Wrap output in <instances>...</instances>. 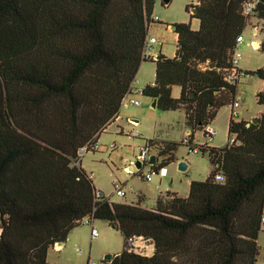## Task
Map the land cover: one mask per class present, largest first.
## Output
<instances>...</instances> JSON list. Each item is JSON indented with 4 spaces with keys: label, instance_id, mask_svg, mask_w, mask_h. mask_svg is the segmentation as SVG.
<instances>
[{
    "label": "trees",
    "instance_id": "1",
    "mask_svg": "<svg viewBox=\"0 0 264 264\" xmlns=\"http://www.w3.org/2000/svg\"><path fill=\"white\" fill-rule=\"evenodd\" d=\"M195 1L199 28L174 23L175 55L153 60L155 80L143 88L159 109L185 110L190 141L237 96L225 73L249 21L244 5L253 0ZM156 2L0 0V264H50L49 249L86 217L115 223L125 238L123 250L100 264H257L264 109L250 125L230 118L233 143L200 145L212 165L208 177L192 180L187 196L159 194L151 208L99 195L81 164V149L95 151L147 60ZM252 15L264 20V0ZM256 74L264 80V66L247 71ZM256 98L264 108V87ZM147 142L158 156L154 171L176 160L178 142ZM130 237H143L153 252L130 250Z\"/></svg>",
    "mask_w": 264,
    "mask_h": 264
},
{
    "label": "rangeland",
    "instance_id": "2",
    "mask_svg": "<svg viewBox=\"0 0 264 264\" xmlns=\"http://www.w3.org/2000/svg\"><path fill=\"white\" fill-rule=\"evenodd\" d=\"M194 2V0H172L164 3V0H157L155 4L154 15L163 24V29L158 32V35L167 41L163 48V53L167 57H173L177 48L175 34L171 33L172 31L167 27L168 24L191 22L194 29L199 28V19L191 17L193 13L191 6L195 5ZM252 24L264 26V22L252 21L250 18L243 32L245 40L238 49L242 53L240 65L247 64L255 67L264 63V52L250 43L253 36ZM142 65L130 95L141 100L142 104L137 106L124 102L120 108L122 119L110 124L100 135V149L81 154V164L89 174H93L97 189L102 191L110 201L137 202L141 200L143 206L151 208L156 205L160 191L165 192L172 187H177L180 194L187 195L189 181L205 180L212 165L207 152L190 151L189 146L181 142L188 128L183 108L163 111L158 107H152L151 97L137 92L155 80V62L146 60ZM251 79L254 77L248 75L243 77L239 90L247 88V83ZM172 90L174 97L180 96L178 85L173 86ZM227 106L229 105L219 109L217 121L212 122V126L218 131L215 143H223L220 146L225 145L229 139L227 129L230 107ZM132 119L139 121L134 123ZM148 139L173 140L179 143L174 152L176 160L167 166V175L160 176L154 173L150 181L145 179L144 174L155 170L151 164L145 163L142 168H137L135 165L139 149ZM197 139L204 141L202 130L197 131ZM111 145L113 147H110ZM159 159L161 160L160 157ZM178 159H188L191 164L186 170H180ZM129 164L135 166L134 171L126 170ZM115 182L120 183L125 195L117 194ZM140 194H143L145 198L140 199ZM93 223L99 232L96 238H91L92 226L81 223L73 229L72 237L66 241L61 257L59 258V254L52 251L50 261H59L60 264H87V261L89 264L93 262L100 264L106 254H117L123 250L125 238L118 228H113L108 221L102 219H93ZM260 245L257 264L264 261V231L260 234Z\"/></svg>",
    "mask_w": 264,
    "mask_h": 264
},
{
    "label": "built area",
    "instance_id": "3",
    "mask_svg": "<svg viewBox=\"0 0 264 264\" xmlns=\"http://www.w3.org/2000/svg\"><path fill=\"white\" fill-rule=\"evenodd\" d=\"M256 6V0L250 1L248 3H246L244 5V13L250 18L253 17V9ZM252 28L254 31V34L257 35L260 32L264 31V26H258V25H254L252 24ZM244 41V36L239 35L237 37V42H236V48L232 54V58H231V66L226 70L225 73V79L230 82V83H235L237 85H239L243 79V77H245L247 75V71H245L244 69L241 68L240 66V61L242 59V53L239 51V46L240 44ZM164 42L163 39L159 38L156 35H152V34H148L146 41H145V46H144V50H143V56L146 59H154V53L153 50L155 48V46L157 44H160ZM251 45H253V42H251ZM255 47V46H254ZM137 92L139 94H144L143 93V88L137 90ZM132 93V87L131 90L124 96V98L122 99V104L124 102H130L131 104L134 105H140L141 101L139 99H135L133 97H130ZM242 104V100L236 96V98L231 102V119L236 120L239 113H238V108L241 106ZM204 133V138L206 140L205 143H200L198 142L195 137L192 141H190V139L188 138V136L186 138H184V142L188 145H190V147H192L193 149L189 148L190 151H194V152H199L200 151V145H208V141H210L213 136L216 134V130L210 126L205 127V129L203 130ZM135 135H137V133H134ZM235 141V137H232L228 140V143L231 144ZM113 147V145L111 146ZM90 147L85 146L81 149L80 154L86 152L89 150ZM92 149L93 150H97L99 149V145L95 144L92 145ZM152 154V150L150 148V145L148 142H146L143 146L140 147L139 149V154L137 156V160H140L142 162V165L145 163H148V160L150 159V156ZM129 171V169H127ZM164 172V168L160 169L158 171V173H163ZM155 173V171H151V172H146L144 174V177L146 180L150 181L152 179L153 174ZM216 179L221 181L224 179V176L222 173H217L216 174ZM115 187L117 189V194L119 195H125V192L121 189V185L119 182H115ZM93 219L90 217H86L82 220V223H88L92 226L91 229V238L94 239L98 236L99 232L98 229L93 225ZM262 222L264 223V217L262 218ZM127 247L130 250H134L137 252H141L144 254H151L154 250V245L148 241H146L143 237H130L127 240ZM147 247H151V252L149 249H147ZM92 264H96L95 262H93ZM264 264V263H263Z\"/></svg>",
    "mask_w": 264,
    "mask_h": 264
},
{
    "label": "crops",
    "instance_id": "4",
    "mask_svg": "<svg viewBox=\"0 0 264 264\" xmlns=\"http://www.w3.org/2000/svg\"><path fill=\"white\" fill-rule=\"evenodd\" d=\"M195 1V0H194ZM194 4H196V1L194 2ZM153 19H154V21L151 23V25H150V28H149V34H152V35H156V36H158L159 38H161L159 35H158V32H160L162 29H163V24L161 23V21H160V19L159 18H157L155 15H154V12H153ZM251 20L252 21H260V22H264V20H262V19H259L258 17H256V16H253L252 18H251ZM199 25H200V22H199ZM167 27H169V29L172 31L171 33H173V34H175V39L177 40L178 39V34L175 32V30H172L171 28H170V25L168 24L167 25ZM247 28V27H246ZM198 29V28H197ZM246 30V29H245ZM253 36H252V39L250 40V43L251 42H253V46H255V48H259L260 47V44H261V41L263 40V37H264V31H262V32H260L259 34H257V35H255L254 34V31H253ZM244 36V35H243ZM161 39H163V38H161ZM164 40V42H162V43H160V44H157L156 46H155V48H154V50H153V53H154V56H155V58L154 59H147V60H156V58H157V56H160V54H163V55H165L164 53H163V48H164V45H165V43L167 42L166 41V39H163ZM244 40H245V37H244ZM244 42V41H243ZM242 42V43H243ZM258 42V46H256L255 45V43H257ZM157 46H159V47H157ZM165 56H167V55H165ZM144 63V62H143ZM142 63V64H143ZM141 66H143V65H141ZM241 66V68L242 69H244L245 71H254V70H256V69H258V68H260V67H262V66H264V63H262V65H257V66H255V67H252V66H249V65H247V64H244V65H240ZM155 75H156V63H155ZM248 76H250V77H254V79H251L250 81H248V83H247V88H244V89H242V90H239V85L242 83V81H241V83L238 85V93H237V96L242 100V104H241V106L238 108V113H239V115H238V117H237V121H239V120H244V121H250L252 118H258L260 115H261V113L263 112V105H261V104H259L258 102H257V98H256V94L259 92V91H261L262 89H263V87H264V80L262 79V78H260V77H258V76H255V75H248ZM136 80V79H135ZM135 82V81H134ZM154 82V81H153ZM153 82H151V83H153ZM144 88V87H143ZM180 91H181V89H180ZM132 92H133V84H132ZM132 94V93H131ZM172 94H173V90H172ZM153 99L154 98H152L151 97V105L153 104ZM141 101V100H140ZM130 103V102H129ZM131 104V103H130ZM141 104H142V101H141ZM140 104V105H141ZM134 105V104H133ZM229 106H227L228 108L230 107V110H229V121H230V118H231V110H232V108H231V104H228ZM137 106H139V105H137ZM153 107V106H152ZM156 107H157V105H156ZM219 112V111H218ZM219 114V113H218ZM218 114H217V116H218ZM217 116L214 118V120L213 121H217ZM120 119H122V116H121V111L119 112V114L115 117V119L111 122V124L112 123H114V122H116V121H118V120H120ZM133 120V122L134 123H136V122H138L139 120L138 119H132ZM212 121V122H213ZM212 122L209 124V125H207V126H210V127H212V128H214L213 126H212ZM206 126V127H207ZM107 129V128H106ZM105 129V130H106ZM215 130H216V134L213 136V138L210 140V141H208L207 143H208V145L209 146H220L221 144H223V143H215V136L218 134V131H217V129L216 128H214ZM190 129H186V132H185V136L183 137V139L184 138H186L189 134H190V131H189ZM228 131H229V123H228V129H227ZM122 131V130H121ZM226 131V130H225ZM228 131H227V134H228ZM202 136L204 137V133H203V130H202ZM195 139L198 141V142H200V143H205L206 142V140H205V138H204V141H199L198 139H197V132L195 133ZM230 138V137H229ZM229 140V139H228ZM214 142V143H213ZM228 143V141L226 142V144ZM98 145H99V149H100V143H99V139H98V143H97ZM112 146V145H111ZM110 146V147H111ZM98 150V149H97ZM89 151V150H88ZM88 151H86V152H88ZM85 153V152H84ZM152 153H154L153 151H152ZM83 154V153H82ZM156 154V153H155ZM184 160V159H183ZM187 162H188V167H189V165L191 164V162L188 160V159H185ZM179 161H180V159H178V163H179ZM134 168H135V166L134 165H132V164H129L128 166H126V170L127 169H129V171H134ZM154 171V170H153ZM155 173H158L157 171H155ZM167 173H168V170H167V167H165L164 168V172L161 174V173H158L160 176H166L167 175ZM152 180V179H151ZM192 181V180H191ZM191 181H189V189H190V183H191ZM168 191H173V192H177L178 194H180L179 193V191H178V188L177 187H172L171 189H169ZM166 192V191H165ZM161 193H164V191L162 192V191H160V193L159 194H161ZM189 193V192H188ZM180 195H182V194H180ZM188 195V194H187ZM187 195H182V196H187ZM142 198H145L144 197V195L143 194H140V199H142ZM113 202V201H112ZM138 202V201H137ZM137 202H133V203H137ZM93 221V220H92ZM93 225H94V223H93ZM95 226V225H94ZM263 228H264V225H263ZM73 231L74 230H72L71 232H70V234H69V236H68V238H67V240L69 239V238H71L72 237V234H73ZM66 240V241H67ZM66 241L64 242V245L62 246V247H60L59 245H57V244H55L54 246H52L50 249H49V252H48V257H47V259H48V262L50 263V264H60L59 263V261H50V253L52 252V251H54V252H57L58 254H59V258L61 257V253H62V251H63V249H64V247H65V245H66ZM259 243H260V236H259ZM147 249H149L150 250V252H151V247H147ZM114 255V254H113ZM258 263V262H257ZM264 263V261L261 263V264H263Z\"/></svg>",
    "mask_w": 264,
    "mask_h": 264
},
{
    "label": "water",
    "instance_id": "5",
    "mask_svg": "<svg viewBox=\"0 0 264 264\" xmlns=\"http://www.w3.org/2000/svg\"><path fill=\"white\" fill-rule=\"evenodd\" d=\"M170 1H171V0H164L165 3H169ZM196 11H197V8H192V12H193V13H195ZM170 28H171L172 30H175V29H176V24H171V25H170ZM255 45L258 46V42L255 43ZM159 58H160V56H157L156 59H159ZM255 76H258V74H256ZM156 105H157V99L154 98V99H153V104H152V106H153V107H156ZM258 120H259L258 118H252L250 121H248L247 124L250 125V124H252V123H257ZM189 131H190V130H189ZM157 161H158V156H157V154L152 153L151 156H150V159L148 160V163L151 164V165H154V164L157 163ZM135 165H136L137 168H141V166H142V162H141L140 160H137V161L135 162ZM178 167H179L180 170H186V169L188 168V162H187L186 160H180L179 163H178ZM98 194H99V195H103V192H102V191H99ZM111 225H112L113 228H117V225H116L115 223H112ZM56 244L59 245L60 247H62V246L64 245V242H57ZM113 257H114L113 254H106V256H105L104 259L112 260Z\"/></svg>",
    "mask_w": 264,
    "mask_h": 264
}]
</instances>
